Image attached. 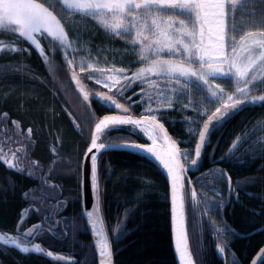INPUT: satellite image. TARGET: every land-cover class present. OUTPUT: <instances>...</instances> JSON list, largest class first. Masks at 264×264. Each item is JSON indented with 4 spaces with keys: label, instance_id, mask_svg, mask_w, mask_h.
I'll list each match as a JSON object with an SVG mask.
<instances>
[{
    "label": "snow or ice",
    "instance_id": "snow-or-ice-1",
    "mask_svg": "<svg viewBox=\"0 0 264 264\" xmlns=\"http://www.w3.org/2000/svg\"><path fill=\"white\" fill-rule=\"evenodd\" d=\"M77 18L80 20L92 18L107 33L130 38L131 47L137 51L132 53L125 51V55H135L137 59L128 63H138L142 66L129 74L130 69L115 66L107 69L94 68L83 56L77 65L74 58L78 52L76 45L92 44L91 40L82 41V36H91L96 31L93 28L85 32L78 26ZM240 33L243 34L237 39ZM0 37L8 38L7 43L0 39V51L24 52L26 49L18 45L30 44L38 51L50 72L71 73V80L82 94L87 109L88 127L86 131L78 125L77 128L84 134L85 143L88 145L83 155L89 162L86 171L89 172L90 186L96 203L92 210L83 211L81 217L86 220L95 237L94 247L98 253L99 264H113V251L104 221L99 214L101 192L98 183V159L102 158L104 151L115 147L146 153L162 167L167 181L174 244L179 264H197L189 248L186 199L190 196L191 211L195 217L197 211L209 203L211 210H221L232 199L239 202L237 190L243 191L252 182L251 179L237 181L233 188L232 177L226 170L212 169L213 176L227 184L229 197L227 200L221 197V200L210 201L205 194L197 193L186 173L198 168L203 159V149L210 144L209 137L217 128L222 127L245 105L264 106V95H250L249 88L257 81V72L264 76V0H55V3H47V0L45 3L39 0H0ZM43 40L48 41L47 46L53 48L54 52L63 50L61 65L53 63L46 54V46L42 45ZM257 51L259 55H253ZM70 55L73 58H69ZM77 66L79 73L84 74V79H95L96 85L102 84L108 91L99 93L87 91L81 83V76L75 70ZM159 77L164 78V86L156 83L155 78ZM217 78L229 80L234 78L235 91L229 93L219 84L210 83ZM259 83L264 84V79H260ZM139 85H147L140 87L138 93H133L139 95L140 100H132L131 97L125 96L133 86ZM189 85L204 93L200 101L193 102L189 99L180 109L184 111L192 108L193 111V115L182 123L188 125L187 134L190 140L195 137L194 155L191 147L182 149L179 146L180 143L189 144L190 141L178 142L173 139L161 122L162 114L172 110L173 98L189 94ZM112 89H115V92ZM93 97L102 107L110 105L109 110L122 114L97 117L90 107ZM116 97L124 99V103H120ZM205 100L215 106L211 114L209 109L200 110ZM141 105L146 106L142 108L139 116L133 115L132 107ZM205 116L207 119H204ZM11 123L12 134L8 135L6 132L5 139L0 141V164H4L8 170L23 174L24 167L21 165L20 154L31 148L34 129L29 127L27 133H23L19 121ZM123 126H128L133 135L142 134L150 143L133 142L117 145L112 142H99L101 138L107 140L109 132ZM114 139L127 140L128 137ZM241 139L238 137L233 141V148L222 156L219 162L231 160L235 154L234 148ZM15 144H20L21 147H11ZM5 147L7 151H4ZM189 160L190 164L186 166ZM76 163L78 167L81 166L79 160ZM36 169H39V165L33 162L28 174L37 175ZM39 171L42 172L43 169ZM53 171L54 168H50L48 173L39 177L40 186L23 193L25 199L31 197L30 205L39 207L24 209L20 213L21 221L12 230L0 231V244L12 246L24 254L34 252L53 257L51 251L45 252L39 243L32 242L33 238L39 237L43 232H52L56 229H59L60 236H65V229L72 226L67 218L63 221L53 219L60 215L59 208L63 206L62 201H58L56 206L48 203L57 199L53 193L59 187L48 183ZM198 182L207 183L199 179ZM8 184L10 188H15V181L9 179ZM209 187L213 192L218 191L214 186ZM4 191L7 192V189ZM198 195L204 197L203 202L198 200ZM260 199L264 200V196H260ZM30 211L40 213L41 222L26 228V216ZM249 211L256 216L262 215L255 209ZM49 221L53 223L49 224ZM61 223L64 224V228H60ZM197 227L198 222L193 225V229ZM123 231L122 227L118 229L116 240ZM216 231L224 235L229 232L239 235L227 224ZM217 251L222 258L226 252L231 257L230 262L225 260V264H241L227 241L223 246L217 245ZM54 259L57 264H78L77 261L65 260L59 256ZM251 264H264V247L260 248L258 258L253 259Z\"/></svg>",
    "mask_w": 264,
    "mask_h": 264
},
{
    "label": "trees",
    "instance_id": "trees-1",
    "mask_svg": "<svg viewBox=\"0 0 264 264\" xmlns=\"http://www.w3.org/2000/svg\"><path fill=\"white\" fill-rule=\"evenodd\" d=\"M18 47L26 51L8 55L0 53V141L5 139L6 132L12 134V121L20 122L23 133L32 127L31 148L20 154L21 165L36 162L43 171L36 169L39 175L34 177L18 174L0 164V226L5 227L17 215L18 207L23 203L21 196L24 190L34 183L37 185L39 177L49 170L53 157L63 158L51 177L60 184L66 197L73 203L79 202L80 168L76 161L81 160L87 145L84 134L77 128L78 125L87 130V109L85 102L75 92L68 72H50L33 46L22 43ZM46 54L53 63L62 64L63 50L54 52L47 48ZM80 76L89 90L101 89L84 79L83 74ZM112 91L115 92V89ZM139 91L140 88L138 90L133 86L125 96L140 100L139 95H133ZM258 91L253 95H264H258ZM116 98L124 103V99ZM90 107L97 117L109 112L93 100ZM138 107L133 106L131 111L138 113ZM165 113L161 121L169 133L178 142L190 141L189 144L180 143V148L191 147L194 150L195 137L190 140L186 129L188 125L182 123L186 118L178 113L172 114L174 109ZM116 137L128 139L115 140ZM238 137L242 139L235 146L231 160L219 162L233 148V141ZM209 139L210 144L203 149V159L198 168L187 172L197 193L205 194L210 201L221 200V197L228 199L227 184L216 179L212 169L226 170L232 177L233 188L237 181L251 179L252 182L243 191L237 190L239 202L232 199L221 210H211L209 203L198 210L195 217L191 211L190 197L186 199L185 214L191 252L197 264H225V260L230 262L231 257L226 252L223 261L215 249L227 241L241 264H248L264 244V200L260 199V196H264V106L245 105L222 127L217 128ZM101 141L146 143L142 134L133 135L128 126L109 132L108 139L101 138ZM11 147L20 146L15 144ZM4 151H7V147ZM257 177L260 179H255ZM9 179L15 181L14 189L9 187ZM198 179L207 183H200ZM98 183L101 192L99 208L112 246L114 264H176L171 245L167 182L158 165L139 153L106 151L98 159ZM209 185L218 191L213 192ZM198 200L203 202L204 197L198 195ZM249 209H255L262 215L256 216ZM80 214L79 211L77 224L84 226ZM197 222L199 227L194 230L193 225ZM225 224L239 235L217 233L216 230L222 229ZM120 227L124 231L116 240ZM66 241L72 244L74 240L70 236ZM77 241L83 246L75 244L74 249L76 256L82 260L87 247L83 240ZM10 264L51 263L40 258H20L19 263Z\"/></svg>",
    "mask_w": 264,
    "mask_h": 264
},
{
    "label": "rangeland",
    "instance_id": "rangeland-1",
    "mask_svg": "<svg viewBox=\"0 0 264 264\" xmlns=\"http://www.w3.org/2000/svg\"><path fill=\"white\" fill-rule=\"evenodd\" d=\"M41 3H45L46 0H39ZM47 3H55V0H47ZM183 19V17H180ZM77 24L80 26L85 32L87 30H91L93 28L96 29V31L91 35H83L82 41H88L92 38L93 43L92 44H78L76 47L78 48V52L75 54L74 58L77 62V65L79 63V60L81 56L85 57L88 62L92 63L94 68H104L107 69L109 67L115 66L117 68H124V69H130L131 71H136L138 68H140L142 65L138 63H128V61L136 60L137 57L135 55H125V51L128 53H132L137 51V49H133L130 44V38L127 37H117L113 36L109 33H107L102 26L98 25L92 18H84L83 20H80L77 18ZM246 30H252V29H246ZM243 33L238 34L237 39H239V35H242ZM95 37V38H94ZM71 38V37H70ZM0 39H3L6 43L8 42L7 37H0ZM47 42V43H46ZM42 45L46 46V49L48 48L49 51H54L53 48L48 47V41L43 40ZM99 49H105L103 51ZM1 54H13L11 52L7 51H0ZM20 52H18L19 54ZM253 55H259V51L253 53ZM73 58V56H72ZM175 59V57H173ZM123 60L124 62L121 63L119 61ZM194 67H198V65H193ZM75 70L79 73V67L77 66ZM82 74V73H79ZM84 75V74H83ZM257 81H254L252 85L249 86L250 88V95H253L257 93L258 95L260 93H264V91L261 92V88L263 89L264 84L259 83L260 79H264V76L261 75L260 72H257ZM88 80V79H86ZM156 83L164 86L165 81L164 78L159 77L155 78ZM92 84L96 85L95 79L88 80ZM174 83V82H173ZM210 83L213 85L219 84L222 88H224L227 92L232 93L235 91L236 88V82L235 79H214L211 80ZM98 88L104 89L103 85H96ZM139 90L140 87H147V85H139L136 86ZM242 87V85H241ZM106 92L107 89H104ZM204 93L199 92L196 90V88L193 85H189V94L179 96L178 98H173V107L174 113H178L180 116H183L184 118H187L189 116L193 115L192 108H189L187 110L181 111V105L184 103H187L189 99H192L193 102L200 101L203 97ZM260 96V95H259ZM239 98V97H238ZM146 105H141L138 107V113H141L142 108ZM209 109V114H211V111L215 110L214 105H210L206 100L203 102V105L201 107V111ZM166 112V111H165ZM163 113V115H166V113ZM204 119H207V116L204 117ZM202 122V121H201ZM188 129V126L186 127Z\"/></svg>",
    "mask_w": 264,
    "mask_h": 264
},
{
    "label": "flooded vegetation",
    "instance_id": "flooded-vegetation-1",
    "mask_svg": "<svg viewBox=\"0 0 264 264\" xmlns=\"http://www.w3.org/2000/svg\"><path fill=\"white\" fill-rule=\"evenodd\" d=\"M17 145L21 147L20 144H17ZM31 158L37 159V157H31ZM61 158H63V157H53V161L50 162L49 169L50 168L56 169V167H58V162ZM80 165H81V160H80ZM31 166L32 165H27V163L24 164L23 167L25 169V172H24L25 174L29 175L28 170ZM48 171L49 170H47V172H45V173H48ZM36 172H37V170H36ZM45 173L43 174V176L45 175ZM38 175H39V172H37V175H34V177H36ZM43 176H41V177H43ZM52 177L48 180V183L58 185L59 187H58L57 191L55 193H53L54 195L57 196V199L56 200H50V201H48V203L50 205L56 206L58 204V201L63 202V206L59 208L60 215L55 216L53 219H54V221H63L65 218H67L71 222L72 226L69 229H65V236H60L59 235V229H56L52 232H47V231L43 232L42 234H40L39 237L33 238L32 242L33 243H39L41 245V247L45 249V251H51L55 254L63 255L65 257V260H74V261H77L78 264H85L86 261L88 262V264H93V258L95 257V264H97L96 255H95V251L93 248L92 240H91L90 233H89V230L87 228V225H86L84 218L82 217L83 222H84V226H82L79 223L78 227L76 225L78 223V219H74V218H79V211H80V213H82V204H81V196H80V184L81 183L79 182V202L73 203V201L71 199H69L68 197H66L64 195L60 184L55 180L54 177L53 178ZM40 184H41V182L39 180L37 182V185L34 183V185L32 187L25 189L24 192H26L30 189L36 188V187L40 186ZM21 197H22L23 203L18 207L17 215L14 216V219L11 221L9 226H6V227L0 226V231L12 230L14 228V226L18 222L21 221L20 213L24 209H28L31 207H39V205H35V206L30 205L31 197H29L28 199H25L23 194ZM73 214H74V216H73ZM26 219H27V223H26L25 227L26 228L31 227L33 224L41 222V214L38 212H35V211H30L27 214ZM48 223L52 224L53 221H49ZM60 228H64L63 223L60 224ZM70 236H71L72 240H74L72 244H70L69 242L67 243V241H66L68 239V237H70ZM77 240H81V241L83 240L85 242L84 246L87 247V250H86L87 253L82 260H79V257L76 256V250L74 249L75 244L79 245L81 243L80 241H77ZM80 245H82V244H80ZM20 258H22L23 260H25L26 258H29V259L40 258V259H45L46 261H48L51 264H57L56 260L49 259L43 255H40V254H37L34 252L24 254V253H21L19 250L14 249L12 246H6L3 244H0V264L19 263Z\"/></svg>",
    "mask_w": 264,
    "mask_h": 264
},
{
    "label": "water",
    "instance_id": "water-1",
    "mask_svg": "<svg viewBox=\"0 0 264 264\" xmlns=\"http://www.w3.org/2000/svg\"><path fill=\"white\" fill-rule=\"evenodd\" d=\"M68 74H69V78H70V80H71V73L68 72ZM71 83H72V85H73V87H74L75 92H76V93L82 98V94H80V93L78 92V90L76 89L75 82H73V81L71 80ZM81 83L84 85V83L82 82V80H81ZM84 86H85V85H84ZM85 89H86L87 91H89L90 93H92V92H96V93H99V92H105V91H100V90L90 91V90H88V89L86 88V86H85ZM82 99H83V98H82ZM91 100H95V101H97L95 97H93ZM117 100H118V99H117ZM118 101H119V100H118ZM119 102H120V103H123V102H121V101H119ZM106 108L110 109L111 106L108 105ZM116 114H122V113H119V112H116V111L112 110V112H110V113H108V114H105V115H116ZM102 116H103V115H102ZM165 128H166V126H165ZM166 129H167V128H166ZM168 133H169V131H168ZM169 135L172 137V135H171L170 133H169ZM172 138L175 139L174 137H172ZM175 140H176V139H175ZM99 142H101V141H99ZM101 143H104V142H101ZM123 143H133V142H118V143H114V144L120 145V144H123ZM149 143H150V142H149ZM87 146H88V145H87ZM87 146L85 147V150L87 149ZM85 150H84V151H85ZM114 150H117V151H126V152H133V153H139V154H142V155L147 156L146 153H143V152H137V151H134V150H129V149H125V148H122V147H115V148H113V149H111V150H108V151H114ZM104 152H106V151H104ZM193 155H194V150H193ZM147 157H149L150 159H152L151 156H147ZM152 160H153V159H152ZM153 161H154V160H153ZM154 162H155V161H154ZM155 163H156V162H155ZM156 164L158 165V167L161 169V171L163 172V174H164V176H165V172H164V170L162 169V167H161L158 163H156ZM188 164H190V162H189ZM188 164H187V165H188ZM187 165H186V166H187ZM88 166H89V162L86 160V158L84 157V155H82V161H81V184H80V188H81L80 195H81L82 212H83V211H87V210H92L94 204L96 203V200H95V198H94V196H93V192H92V189H91V186H90L89 172L86 171V169L88 168ZM165 179H166V178H165ZM166 182H167V181H166ZM168 202H169V199H168ZM99 214H100V213H99ZM169 214H170V235H171L172 251H173V255H174V259H175L176 264H179V259H178V256H177V253H176V250H175V244H174L173 225H172V219H171L170 203H169ZM85 222H86V220H85ZM86 225H87V224H86ZM87 228H88V230H89L90 237H91V240H92L93 248H94L95 255H96V261H97V264H99L98 253L96 252L95 247H94V245H95V237H94V235L92 234L91 229H90V227H89L88 225H87ZM262 247H264V244H263L260 248H262ZM189 248H190V245H189ZM260 248H259V249L255 252V254L252 256V258L250 259V261H249L248 264H251V262H252L253 259L258 258V253H259ZM215 250H216L218 256L224 261V258H222L221 254L218 253V251H217V246H216V249H215ZM190 251H191V249H190ZM37 254H40V253H37ZM40 255H43V256H45V257H47V258H49V259H53V260H55L54 257H56V256H59V257H62V258L65 259L64 256L59 255V254H54V253H53V257H51V258L48 257V256L45 255V254H40ZM112 261H113V256H112ZM113 264H114V261H113Z\"/></svg>",
    "mask_w": 264,
    "mask_h": 264
},
{
    "label": "bare ground",
    "instance_id": "bare-ground-1",
    "mask_svg": "<svg viewBox=\"0 0 264 264\" xmlns=\"http://www.w3.org/2000/svg\"><path fill=\"white\" fill-rule=\"evenodd\" d=\"M108 113H110V112H108ZM108 113H106V114H108ZM105 115V114H104ZM135 143V142H134ZM147 143V142H146ZM133 153V152H132Z\"/></svg>",
    "mask_w": 264,
    "mask_h": 264
}]
</instances>
